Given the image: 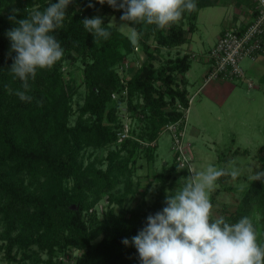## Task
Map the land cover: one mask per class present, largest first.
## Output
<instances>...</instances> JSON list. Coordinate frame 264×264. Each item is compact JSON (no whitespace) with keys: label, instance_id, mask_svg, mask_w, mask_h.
<instances>
[{"label":"trees","instance_id":"trees-1","mask_svg":"<svg viewBox=\"0 0 264 264\" xmlns=\"http://www.w3.org/2000/svg\"><path fill=\"white\" fill-rule=\"evenodd\" d=\"M56 2L0 0V225L8 219L0 240L5 242V259L8 264H40L38 255L29 249L32 245H44L48 236L53 239L49 246L51 254L54 246L74 244L82 249L76 264H141L131 238L146 226L149 215L166 206V193L154 209L141 217L133 211L131 218L125 214L116 217L109 211L102 221L96 216L86 219L85 213L122 183L139 154L155 157L156 149L146 143L156 141L166 125L183 118L184 112L176 109L177 104L189 110L185 75L191 69L190 56L184 54L156 66L155 51L151 50L159 52L185 45L197 30L200 11L217 6L219 0H196L195 11H184L180 20L164 29L145 22H126L140 33L136 46L115 26L109 27L108 22L102 26L108 28L110 36L98 37L95 43L94 35L83 26V19L99 17L101 12L113 8L107 3L101 5L98 0H72L62 26L52 33L61 42L64 56L51 68H38L34 80L29 77L26 95L32 100L22 101L15 95L16 90H24L22 81L13 79L9 71L16 53L11 51L6 32L18 25L9 19L12 15L8 10L18 9L15 16L19 20L26 18L37 5L43 11L48 4ZM89 3L94 7H88ZM122 14L123 10H118L120 17ZM136 48L146 58L124 86L118 67ZM67 61L81 62L83 86L87 89L73 127L69 126L71 99L61 72ZM114 94L118 99H113ZM124 105L134 121L131 131L134 139L118 143ZM83 149H92V153L108 151L107 169L97 166L98 154L94 162L84 166L79 161ZM263 151L264 147L260 152ZM102 163L103 160L99 162ZM178 166L175 162L171 170L163 171L166 179L178 171ZM260 171H264V160ZM27 178L36 186L33 196L20 193ZM220 191L211 198L212 219L223 216L231 224L249 217L258 244L264 246V179H253L236 205L219 207L216 196ZM17 230L18 236H13ZM125 238L129 239L128 245L122 243ZM15 247L24 249L21 260L13 256ZM47 264L54 263L50 259Z\"/></svg>","mask_w":264,"mask_h":264},{"label":"rangeland","instance_id":"rangeland-1","mask_svg":"<svg viewBox=\"0 0 264 264\" xmlns=\"http://www.w3.org/2000/svg\"><path fill=\"white\" fill-rule=\"evenodd\" d=\"M254 5L252 0H219L217 6L200 11L197 30L189 36V42L182 48L161 49L159 52H156V49L151 50V52L155 51L156 66L182 56L187 51L190 55H195V57L191 56L192 67L187 73L189 79L187 89L192 101L186 123L184 151L188 155L190 165L181 166V162L178 161L179 155L175 152L172 134L162 129L156 141L146 143L147 146L156 149L155 157L150 158L144 153L139 154L135 162L130 165L129 172H126L125 177L123 176L122 183L110 195L104 194L85 213L86 219L96 216L103 221L105 214L109 211H113L116 217L125 214L126 218L132 217V211L137 217L148 214L156 207L163 193L167 194L182 186V178L190 174V166L202 170L211 164L218 169L231 170L235 167L239 170L240 174L235 179L230 175L219 178L217 181L219 187L211 192L210 200L218 189L221 190L216 196L219 207L236 205L237 201L244 196L254 179V174L260 171L261 162L264 160V151L260 152L264 147V76L261 78L252 76L254 83L252 89L248 88L244 82L233 83L235 87L226 101L211 100L204 94H197L193 98L192 96L197 92L199 87L197 80L205 69L204 63L200 61L202 54L212 46L224 27L231 26L232 23L244 24L247 18H250ZM39 8L40 6L37 5L31 12ZM18 13V9L13 7L8 10L9 15ZM99 17L103 19V22L108 23L114 18L115 23L112 26L128 36L130 29L120 27L125 22L120 20L118 10L101 12ZM145 58L146 54L141 49L139 52L135 50L132 55L124 58L121 64L127 61L132 62L133 65L136 61L143 64ZM252 64V60L246 59L242 62V67L247 70ZM61 72L71 99L69 126L73 127L87 96V89L83 86V66L81 62L67 61ZM218 83L221 82L218 81ZM153 143H155L154 146H152ZM97 154L100 158L99 162L103 160L102 165L96 161L97 166L106 170L108 162L105 159L108 151L92 153V149H83L79 155V161L87 166L88 163L96 160ZM175 162L179 164L178 171L166 179L163 171L171 170ZM33 186L34 183L27 178L25 184L20 187V193L24 192L26 196H33L36 194V186ZM7 224L8 219L0 225V233L6 231ZM19 232V230L13 232V236H18ZM44 242L45 244L41 247L32 245L29 249L38 255L40 264H47L50 259L54 264H76L77 258L83 254V250L74 244L63 247L54 246V253L51 254L49 246L53 239L46 236ZM4 245L5 242L0 240V264H8L3 251ZM23 251L21 247H15L13 256L21 260L24 257Z\"/></svg>","mask_w":264,"mask_h":264},{"label":"clouds","instance_id":"clouds-1","mask_svg":"<svg viewBox=\"0 0 264 264\" xmlns=\"http://www.w3.org/2000/svg\"><path fill=\"white\" fill-rule=\"evenodd\" d=\"M115 10H123L120 27H128V39L138 45L140 33L126 22H145L164 29L180 20L184 11L197 8L196 0H98ZM72 0H58L50 3L43 11L33 10L26 18L9 19L16 25L6 32L11 41V51L16 55L10 73L13 79L22 81L16 90L22 101H31L26 95L28 79L36 77L37 69L51 68L64 56L61 42L52 35L62 26L66 9ZM88 7H94L92 3ZM114 18L108 26H112ZM84 28L98 37L107 39L108 28L103 27L101 17L84 18ZM8 88V85L5 86ZM10 90V89H9ZM11 91V90H10ZM189 175L182 186L168 192L162 211L149 215L146 226L131 238L137 249L141 264H264V246L257 242V235L249 217H242L236 223L226 222L223 216L212 219L210 194L219 187L217 181L225 175L235 179L240 173L218 169L209 164L202 170L189 167ZM264 179V171L254 174V180ZM181 181V180H180ZM178 181V183L180 182ZM124 245L129 239L122 240Z\"/></svg>","mask_w":264,"mask_h":264},{"label":"built area","instance_id":"built-area-1","mask_svg":"<svg viewBox=\"0 0 264 264\" xmlns=\"http://www.w3.org/2000/svg\"><path fill=\"white\" fill-rule=\"evenodd\" d=\"M252 1L255 8L254 11L252 10L249 20L245 24L232 25V27L225 29L217 44L209 52L210 69L204 84L212 81L244 82L248 88H254V83L243 69L242 62L246 59L255 61L260 55L264 54V0ZM139 50V48H136V52H139ZM134 65L132 62L127 61L119 66L118 72L124 86H127L133 73L141 68L142 62L136 61ZM124 97L127 98V90L124 92ZM113 99H118V95L114 94ZM191 101L192 99H190V103ZM176 109L184 112L183 118L166 125L163 131H169L172 134L175 152L179 155L178 161L184 167L190 165L188 155L184 151L189 110H185L181 104H177ZM120 119L121 127L117 134L118 143L131 138L134 139L131 135L134 121L130 117L127 105L123 106Z\"/></svg>","mask_w":264,"mask_h":264},{"label":"crops","instance_id":"crops-1","mask_svg":"<svg viewBox=\"0 0 264 264\" xmlns=\"http://www.w3.org/2000/svg\"><path fill=\"white\" fill-rule=\"evenodd\" d=\"M248 20H249V17L247 18V20L245 22H247ZM233 22H234V20H233ZM232 25H234V24L232 23ZM232 25L224 27L222 29V31L220 32V34L218 35L215 42L212 43V46L209 47V49L205 50V52L202 54L200 61L202 63H204L205 69L203 70V73L200 76V78L197 80V84L199 85V87H198L195 95L192 96V98L195 97L197 94L198 95L204 94L205 96H207L211 100L218 99L220 101L221 100L226 101L231 96L233 89L235 87V85L233 83L232 84L230 82L218 83V81H212V82H209L208 84H204V81H205V78H206V76L209 72V69H210L209 52L217 44V42H218L219 38L221 37V35L223 34L225 28L232 27ZM237 25H239V24H237ZM185 54L189 55L190 59H191V56L195 57L194 54L190 55L189 51L185 52ZM245 72L248 74V76L251 79H252V76H255L256 78H261L262 76H264V54L260 55L255 61H253V64L250 67V69L245 70ZM185 79L188 82V84H187V86H188L189 85V79L187 78V74L185 75ZM187 86H186V88H187ZM187 91H188V89H187ZM188 93H189V91H188ZM190 105H191V103H190ZM189 110H190V108H189Z\"/></svg>","mask_w":264,"mask_h":264}]
</instances>
